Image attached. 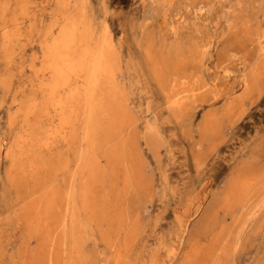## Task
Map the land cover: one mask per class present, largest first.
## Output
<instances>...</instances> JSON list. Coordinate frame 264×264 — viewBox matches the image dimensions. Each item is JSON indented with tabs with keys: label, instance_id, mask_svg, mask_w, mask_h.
I'll use <instances>...</instances> for the list:
<instances>
[{
	"label": "rangeland",
	"instance_id": "obj_1",
	"mask_svg": "<svg viewBox=\"0 0 264 264\" xmlns=\"http://www.w3.org/2000/svg\"><path fill=\"white\" fill-rule=\"evenodd\" d=\"M22 1L0 0V34L3 37H0V264H102V262L103 264H152L155 260L158 261L156 264H190L188 259L193 256V250L198 246L207 250H204L195 264H264V185H262L264 184V177H262L263 183L261 182L260 184L261 188L259 186L261 190L259 188V190L255 189L253 195L251 193L245 203L234 205L232 209H225L224 203L221 202V198H224L226 193L224 192L227 187L226 182L232 178V174H235L234 176L237 178L243 173L244 175H250L252 170V172L254 171L257 174L261 172L260 175L264 176V71L261 73L263 75L260 74L264 70L262 65L264 63V54L256 57L257 49L255 46V40L260 37L262 32L264 33V0H224V2L223 0L222 2L221 0H172L171 4L168 3L171 0ZM29 1H31V4ZM209 4L213 5L210 7ZM4 5L7 6V9ZM225 5H227V8ZM30 9L31 12L29 11ZM19 11L21 12L20 15H18ZM15 12L17 13L15 14ZM172 12L174 13L172 14ZM64 18L82 22L83 32L87 30L90 32L92 43H99L103 38L109 41L111 46L110 54L116 64L114 82L121 94L124 92L121 105L124 114H126V119H129L128 125L124 126V129H118L111 137L103 139L97 148L98 152H95L98 159L97 177L102 179L99 181V178H97L98 181L96 180L97 184L95 183L94 185L96 186L94 190L95 200L93 197L90 203L91 208L88 210L82 209L79 190L82 178L77 176L80 165L77 155L79 156L81 153L79 151H83L85 148L82 140V128H78L79 136L70 143L71 145L57 140L55 146L53 145L48 151L35 147L30 152L26 147L22 150V152H25L23 157L21 156L17 161L15 160V163L9 160L10 155L18 157L17 153L20 151L16 150V145L20 141L21 135L23 136L26 132H29L35 140H41V144L49 129L57 124V120L39 121L38 123L34 122V124L31 117V119L28 118L25 121L27 107H25V110L24 106H28L33 101L40 102L42 106L44 94L39 89V85L46 79L41 66L43 46L57 33L58 27ZM180 19L182 20L180 21ZM194 19L195 22H193ZM12 21L14 22L12 23ZM226 22L227 24H225ZM174 25L177 27L174 28L172 33L170 28ZM244 25H246L245 28ZM8 27L12 29L8 30ZM15 30H18V32ZM28 30L30 31L28 32ZM6 31L10 33V38H12L10 41H7L3 36ZM248 35H252L253 38ZM249 38L251 39L249 40ZM207 44L211 46L209 47ZM21 49L23 52H21ZM5 52L6 54H4ZM203 54L205 55L203 56ZM3 55L4 58H1ZM155 58L160 59L154 60ZM254 59L257 61L259 59L263 60L261 65L259 64L260 60L258 61L257 70L251 77L253 81L249 78L250 80L248 79L245 82L242 72L248 74L251 64L255 61ZM7 61L9 62L7 63ZM160 63L163 64L161 65ZM134 64L136 66L133 67ZM188 66L189 69L187 70L186 67ZM225 66L231 69L227 77L223 76L222 72V67ZM5 68H8L7 71ZM174 70H177L178 72L176 71V73L179 75L175 74ZM240 70L243 71L240 72ZM167 71H170V74ZM236 71L238 72L236 73ZM14 73L19 75H12ZM184 73L187 74L188 78L184 76ZM167 74L169 77H167ZM162 77L164 78L162 79ZM154 79L157 81L155 82ZM176 79L177 81H175ZM248 82H250V86ZM167 83H169L168 86L165 85ZM208 84L210 85L209 87ZM177 85L178 87H176ZM216 87L217 89H215ZM25 88L29 91L24 90ZM166 88L170 90L167 91ZM242 91L246 93L243 94ZM209 92L211 93L208 94ZM235 92H238V94ZM227 94L230 95L228 96ZM24 95H29L30 98ZM204 97L206 98L205 102ZM198 99L201 101L200 103ZM26 100L30 102L27 103ZM233 101L239 105L236 104L237 106H235ZM187 105L189 106L187 107ZM228 109L229 111L232 110L229 112L227 111ZM210 114L215 115L212 118ZM12 115L15 116L14 119ZM29 120L32 122L31 126ZM16 135L19 138H15ZM115 143H123V154H121L120 159L115 158V160L119 159V162L115 161V168H112L107 163L106 153L112 150V147L116 145ZM107 148L108 150H106ZM7 149L8 151H6ZM26 154L27 156H25ZM49 155H54V157H49ZM24 157L26 158L24 159ZM119 163L120 165L118 166ZM10 165L14 167H10ZM54 165H57L56 168ZM47 167L50 168L48 169ZM62 169L64 174L61 173ZM14 170L15 173H13ZM65 170L69 171H66V173ZM248 171L249 173H247ZM127 174L129 175V181L124 179ZM101 184L104 185L102 186ZM55 187L56 190H54ZM52 190L56 192V200L44 214L41 213V216L35 209V205L39 198L44 197V194H48ZM99 193L101 199L98 195ZM20 196L23 197L21 198ZM72 202L75 203L74 207ZM61 203L63 207L59 205ZM220 203L223 206H219ZM239 207L241 209H238ZM206 208L209 209L206 210ZM73 210H76L75 222L71 219ZM22 212L25 213L23 214ZM240 212L243 213L241 214ZM211 213H215V216ZM246 214L247 217H245ZM64 215H66V221L62 225L60 222L62 218L60 217ZM241 215H243L242 219ZM247 218L248 220H245ZM41 223L43 226L40 225ZM38 226L40 227L36 228ZM94 227L96 228L94 229ZM240 227L242 232L239 230ZM35 229L40 231V233H35L37 236L39 235L38 237H35L33 233L35 231L38 232ZM227 233V237L230 234L228 239L226 237ZM50 235H52L51 238ZM236 236L238 237L237 239ZM46 246L49 248H46ZM172 247L173 249L179 247L177 249L179 253L175 258L171 256L169 251L168 253L166 251L167 249L171 251ZM118 248L123 249H120V252L122 251L121 253L124 254L123 256L121 254L119 256ZM29 251L31 253H28ZM40 252L41 254H39ZM223 253L226 254L224 255ZM117 254L118 256H116ZM43 256L46 260L43 259ZM187 256L189 257L188 259L186 258ZM202 257L203 260L201 261ZM114 259L115 261H113ZM45 261L47 262L45 263Z\"/></svg>",
	"mask_w": 264,
	"mask_h": 264
},
{
	"label": "bare ground",
	"instance_id": "obj_2",
	"mask_svg": "<svg viewBox=\"0 0 264 264\" xmlns=\"http://www.w3.org/2000/svg\"><path fill=\"white\" fill-rule=\"evenodd\" d=\"M18 1V0H17ZM20 1V0H19ZM24 1V0H23ZM22 1V2H23ZM148 1V0H147ZM179 1V0H178ZM181 1V0H180ZM191 1V0H190ZM211 1V0H210ZM220 1V0H219ZM30 2V4H31V1H29ZM89 2V1H88ZM167 2V1H166ZM171 2H172V0L170 1V2H168V3H170L171 4ZM183 2V1H182ZM221 2H222V0H221ZM223 2H224V0H223ZM230 2V1H229ZM167 3V4H168ZM176 3V2H175ZM212 3V2H211ZM213 3H214V1H213ZM257 3V2H256ZM3 4V3H2ZM16 4V3H15ZM19 4V3H18ZM36 4V3H35ZM46 4V3H45ZM184 4V3H183ZM206 4H208V3H206ZM226 4V3H225ZM263 4V3H262ZM41 5H42V3H41ZM144 5V4H143ZM162 5V4H161ZM186 5V4H185ZM190 5V4H189ZM195 5V4H194ZM210 5V4H209ZM213 4H211L210 5V7L212 6ZM221 5V4H220ZM1 6V5H0ZM7 6H8V4H7ZM7 6H5L4 5V7H6V9H7ZM18 6V5H17ZM34 6V5H33ZM145 6V5H144ZM175 6V5H174ZM202 6V5H201ZM206 6V5H205ZM226 6V8H227V5H225ZM13 7V6H12ZM31 7V6H30ZM41 7V6H40ZM94 7V6H93ZM170 7V6H169ZM206 7H208V6H206ZM230 7V6H229ZM1 8V7H0ZM14 8H15V5H14ZM32 9H33V7H31ZM38 8V7H37ZM188 8V7H187ZM5 9V10H6ZM12 9V8H11ZM26 9V8H25ZM51 9V8H50ZM87 9V8H86ZM150 9V8H149ZM194 9H196V8H194ZM193 9V10H194ZM199 9V8H198ZM209 9V8H208ZM213 9V8H212ZM211 9V10H212ZM214 9H215V6H214ZM224 9H225V7H224ZM2 10V9H1ZM13 10V9H12ZM17 10V9H16ZM19 10V9H18ZM21 10V9H20ZM37 10V9H36ZM96 10V9H95ZM166 10V9H165ZM181 10V9H180ZM197 10V9H196ZM210 10V9H209ZM216 10V9H215ZM14 11V10H13ZM30 12H31V9L29 10ZM49 11V10H48ZM93 11V10H92ZM164 11V10H163ZM162 11V12H163ZM177 11V10H176ZM183 11V10H182ZM214 11V10H213ZM217 11V10H216ZM9 12V11H8ZM169 12V11H168ZM193 12V11H192ZM212 12V11H211ZM226 12H227V10H226ZM17 12H15V14H16ZM20 11H19V14L18 15H20ZM29 13V12H28ZM51 13V12H50ZM94 13V12H93ZM153 13V12H152ZM174 12H172V14H173ZM183 13H184V11H183ZM194 13V12H193ZM205 13V12H204ZM35 14H36V12H35ZM34 14V15H35ZM43 14V13H42ZM42 14H41V16H42ZM52 14H53V11H52ZM56 14V13H55ZM162 14V13H161ZM195 15H196V13H194ZM208 14H210V13H208ZM207 14V15H208ZM216 14V13H215ZM259 14V13H258ZM4 15V14H3ZM3 15H2V17H3ZM14 15V14H13ZM22 15V14H21ZM160 15V14H159ZM163 15V14H162ZM185 15H186V13H185ZM203 15V14H202ZM235 15V14H234ZM31 16H32V14H31ZM38 16V15H37ZM94 16V15H93ZM151 16V15H150ZM182 16H183V14H182ZM188 16V15H187ZM191 16H192V14H191ZM198 16V15H197ZM197 16H196V18H197ZM212 16V15H211ZM1 17V18H2ZM6 17V16H5ZM171 17V16H170ZM186 17V16H185ZM194 17V16H193ZM201 17V16H200ZM210 17V16H209ZM216 17V16H215ZM220 17V16H219ZM233 17H235V16H233ZM244 17V16H243ZM261 17V16H260ZM21 18V17H20ZM19 18V19H20ZM96 18V17H95ZM158 18V17H157ZM160 18V17H159ZM168 18V17H167ZM181 18V17H180ZM206 18V17H205ZM242 18V17H241ZM8 19V18H7ZM6 19V20H7ZM12 19H13V17H12ZM12 19H10V20H12ZM35 19H36V16H35ZM55 19V18H54ZM152 19L154 20V18L152 17ZM182 19H183V17H182ZM182 19H180V21L182 20ZM187 19V18H186ZM185 19V20H186ZM209 19V18H208ZM221 19H223V18H221ZM225 19V18H224ZM262 19V18H261ZM39 20V19H38ZM106 20V19H105ZM161 20V19H160ZM164 20V19H163ZM179 20V19H178ZM198 20H199V18H198ZM216 20V19H215ZM256 20H257V17H256ZM36 21V20H35ZM40 21V20H39ZM53 21V20H52ZM147 21V20H146ZM150 21V20H149ZM156 21V20H155ZM158 21V20H157ZM167 21V20H166ZM187 21V20H186ZM203 21V20H202ZM218 21V20H217ZM254 21H255V19H254ZM259 21V20H258ZM8 22H9V20H8ZM14 21H12V23H13ZM32 22H34V21H32ZM41 22V21H40ZM159 22V21H158ZM165 22V21H164ZM193 22H195V19H194V21ZM198 22V21H197ZM201 22V21H200ZM210 22V21H209ZM215 22V21H214ZM219 22V21H218ZM231 22V21H230ZM235 22V21H234ZM256 22V21H255ZM6 23V22H5ZM11 23V22H10ZM24 23V22H23ZM172 23V22H171ZM223 23V22H222ZM239 23V22H238ZM252 23V22H251ZM254 23V22H253ZM16 24V23H15ZM14 24V25H15ZM26 24V23H25ZM24 24V25H25ZM160 24H161V22H160ZM186 24V23H185ZM224 24V23H223ZM225 24H227V22L225 23ZM11 25V24H10ZM13 25V26H14ZM110 25V24H109ZM163 25V24H162ZM194 25V24H193ZM210 25H211V23H210ZM218 25V24H217ZM2 26V25H1ZM30 26V25H29ZM33 26V25H32ZM38 26V25H37ZM49 26V25H48ZM155 26V25H154ZM195 26H196V24H195ZM208 26V25H207ZM230 26V25H229ZM245 26L246 25H244V28H245ZM253 26V25H252ZM256 26V25H255ZM258 26H259V22H258ZM15 27H16V25H15ZM21 27V26H20ZM35 27V26H34ZM99 27H100V25H99ZM175 27H177L176 25H174V26H171V28H170V32H172L173 33V31H174V28ZM189 27V26H188ZM205 27V26H204ZM250 27V26H249ZM1 28V27H0ZM22 28V27H21ZM28 28V27H27ZM41 28V27H40ZM109 28V27H108ZM191 28V27H190ZM210 28V27H209ZM219 28H221V27H219ZM218 28V29H219ZM255 28V27H254ZM261 28H263V27H261ZM5 29V28H4ZM10 29H12V28H10ZM9 29V27H8V30H10ZM112 29V28H111ZM149 29V28H148ZM256 29V28H255ZM6 30V29H5ZM49 30V29H48ZM196 30V29H195ZM213 30V29H212ZM217 30V29H216ZM215 30V31H216ZM220 30V29H219ZM226 30V29H225ZM263 30V29H262ZM262 30H261V32H262ZM15 31H17L18 32V30H15ZM30 30H28V32H29ZM112 31V30H111ZM252 31H253V27H252ZM33 32V31H32ZM37 32H39V31H37ZM177 32V31H176ZM258 32V31H257ZM22 33V32H21ZM41 33V32H40ZM159 34H160V32H158ZM158 33H157V35H158ZM165 33V32H164ZM180 33V32H179ZM178 33V34H179ZM217 33H218V31H217ZM221 33H223V32H221ZM243 33V32H242ZM248 33V32H247ZM253 33V32H252ZM10 33L8 32V31H6L5 33H4V38L7 40V41H10V39H12V38H10V35H9ZM16 34V33H15ZM26 34V33H25ZM37 34V33H36ZM167 34V33H166ZM170 34V33H169ZM21 35V34H20ZM222 35V34H221ZM39 36V35H38ZM159 36V35H158ZM162 36V35H161ZM223 36H225V35H223ZM249 36V35H248ZM252 36V35H251ZM251 36H249V37H251ZM255 36H256V33H255ZM258 36V35H257ZM0 37H2L1 36V34H0ZM20 37V36H19ZM166 37V36H165ZM222 37V36H221ZM3 38V37H2ZM21 38V37H20ZM167 38V37H166ZM252 38H253V36H252ZM255 38V37H254ZM17 39V38H16ZM112 39H114V38H112ZM201 39V38H200ZM218 39V38H217ZM251 38H249V40H250ZM256 39V38H255ZM4 40V39H3ZM14 40V39H13ZM25 40V39H24ZM29 40V39H28ZM32 40V39H31ZM37 40H39V39H37ZM121 40V39H120ZM157 40H159V39H157ZM198 40V39H197ZM253 40V39H252ZM17 41V40H16ZM187 41V40H186ZM214 41H216V40H214ZM256 42H255V46H256V49H257V53H256V57H258L260 54H264V33L262 32V34L260 35V37L257 39V40H255ZM6 42V41H5ZM114 42V41H113ZM159 42V41H158ZM202 42V41H201ZM209 42V41H208ZM212 42V41H211ZM253 42V41H252ZM25 43V42H24ZM31 43V42H30ZM30 43H28L29 45H30ZM92 37H91V34H90V32L87 30V31H85V32H83V24H82V22L80 23L78 20H75V19H66V18H64V20H63V22L61 23V25L58 27V31H57V33L54 35V36H52L50 39H49V41L43 46V55H42V58H41V66H42V72H43V75L44 76H46V79L39 85V89L43 92V103H42V106L40 105V102L39 103H37V101L35 102V101H33V102H30L31 101V99H30V101H27V103H29L28 104V106L27 105H25L24 106V108L25 107H27V110H26V108H25V110H26V112H25V121H26V119H28V118H32V121H33V123L35 122V123H38L39 121H45V120H57L56 122H57V124L54 126L53 125V128H50L49 129V131L47 132V134H46V137H43L44 139H43V141L41 142V144H40V141L41 140H35V138H33L32 137V135H31V133H29V132H26L23 136L21 135V137H20V141L18 142V144L16 145L17 146V148H16V150L18 149V151H20L19 153H17L18 154V157L16 158L15 156L13 157V156H11L10 154H8V155H10L9 156V160H11V162L12 163H15V160L17 161V159H19V158H21V156L23 157V153H25V152H22V150L23 149H25L26 147L28 148V150L31 152V150H34L35 149V147L36 148H40V149H44V150H47L48 151V149H50L53 145L55 146V143H56V141L57 140H61V141H63V142H65V143H67V144H70V143H72L78 136H79V133H78V128L80 129V128H82V140H83V142H84V145H85V148H84V150H85V152L83 153V151H79V152H81L80 154H79V156L77 155V157H78V162H80V165H79V170H78V173H77V176L78 177H80V178H82V184H81V187H80V193H81V202H82V209L83 210H88V209H90L91 208V205H90V203H91V200L93 199V197H94V195H95V187L96 186H94L95 185V183H96V180L98 181V179L97 178H99V177H97L98 176V174H97V165H98V159H97V157H96V155H95V152L97 151V148L99 147V144L102 142V140L103 139H106V138H108V137H111L114 133H115V131L116 130H118V129H122L124 126H126V125H128V121H129V119L127 120L126 119V114H124V110H123V108H122V103H123V99H122V94L124 93V92H122V94H121V92L119 91V89H118V87L116 86V84H115V82H114V69H115V66H116V64H115V60H113L112 59V57H111V54H110V48H111V46H110V43H109V41L106 39V38H103V39H101V41L99 42V43H92ZM205 43V42H204ZM216 43V42H215ZM218 43V42H217ZM7 44V43H6ZM27 44V45H28ZM156 44H157V42H156ZM165 44V43H164ZM179 44V43H178ZM188 44V43H187ZM209 44V43H208ZM207 44V45H208ZM254 44V43H253ZM24 45V44H23ZM158 45V44H157ZM197 45V44H196ZM2 46V45H1ZM14 46V45H13ZM13 46H12V48H13ZM31 46V45H30ZM160 46V45H159ZM177 46V45H176ZM180 46V45H179ZM183 46V45H182ZM209 46V45H208ZM211 46V45H210ZM209 46V47H210ZM5 47H6V45H5ZM22 47V46H21ZM27 47V46H26ZM214 47V46H213ZM4 48V47H3ZM12 48H11V50H12ZM146 48V47H145ZM149 48H150V45H149ZM159 48V47H158ZM182 48V47H181ZM180 48V49H181ZM5 49V48H4ZM147 49V48H146ZM167 49V48H166ZM215 49V48H214ZM24 50V49H23ZM143 50H145V49H143ZM148 50V49H147ZM158 50V49H157ZM194 50H196V49H194ZM193 50V51H194ZM10 51V50H9ZM16 51H17V49H16ZM114 51V50H113ZM115 51H116V49H115ZM167 51V50H166ZM168 51H169V49H168ZM183 51H185V50H183ZM196 51H198V50H196ZM202 51H203V49H202ZM205 51V50H204ZM21 52H23L22 51V49H21ZM38 52V51H37ZM149 52V51H148ZM200 52V51H199ZM211 52V51H210ZM213 52H214V50H213ZM11 53V52H10ZM146 53V52H145ZM155 53H156V51H155ZM203 53V52H202ZM209 53V52H208ZM4 54H6V52L4 53ZM32 54V53H31ZM124 54V53H123ZM150 54V53H149ZM165 54V53H164ZM187 54V53H186ZM190 54V53H189ZM192 54V53H191ZM196 54V53H195ZM10 55V54H9ZM26 55H27V53H26ZM33 55V54H32ZM122 55V54H121ZM151 55V54H150ZM166 55H168V54H166ZM193 55V54H192ZM200 55V54H199ZM205 54H203V56H204ZM15 56H17V55H15ZM25 56V55H24ZM28 56V55H27ZM154 56V55H153ZM209 56V55H208ZM34 57V56H33ZM36 57H37V55H36ZM151 57V56H150ZM155 57V56H154ZM158 57V56H157ZM168 57H169V55H168ZM175 57V56H174ZM184 57V56H183ZM233 57V56H232ZM242 57V56H241ZM1 58H4V55H3V57H1ZM9 58V57H8ZM131 58V57H130ZM187 58H188V54H187ZM186 58V59H187ZM203 58V57H202ZM206 58V57H205ZM263 58H264V55H263ZM24 59V58H23ZM122 59V58H121ZM158 60L160 59V58H157ZM156 58L154 59V60H157ZM182 59V58H181ZM245 59V58H244ZM1 60V59H0ZM5 60V59H4ZM179 60V59H178ZM190 60V59H189ZM205 60V59H204ZM208 60V59H207ZM246 60V59H245ZM255 60V59H254ZM260 60V59H259ZM258 60V61H259ZM263 60V59H262ZM262 60H260V63L257 61V60H255L251 65V67H250V69H249V71H248V69H246V71H248V74H246L245 72H242V77H244L245 79V82L246 81H248V79L250 78L251 79V77H253V75L255 74V72H256V70H257V66L260 64L261 65V61ZM23 61V60H22ZM129 61V60H128ZM132 61V60H131ZM150 61V60H149ZM211 61V60H210ZM9 61H7V63H8ZM28 62V61H27ZM35 62V61H34ZM133 62V61H132ZM176 62V61H175ZM180 62V61H179ZM5 63H6V61H5ZM124 63V62H123ZM136 63V62H135ZM170 64H172L171 62H169ZM196 63V62H195ZM210 63V62H209ZM251 63V62H250ZM249 63V64H250ZM259 63V64H258ZM263 63V62H262ZM145 64V63H144ZM157 64V63H156ZM161 64V63H160ZM163 64V63H162ZM161 64V65H162ZM192 64V63H191ZM190 64V65H191ZM223 64V63H222ZM241 64V63H240ZM239 64V65H240ZM20 65H22V64H20ZM26 65V64H25ZM35 65V64H34ZM33 65V66H34ZM122 65V64H121ZM141 65V64H140ZM153 66H154V64H152ZM151 65V66H152ZM186 65H187V63H186ZM193 65V64H192ZM263 65V67H264V63L262 64ZM134 66H136L135 64L133 65V67ZM139 66V65H138ZM149 66V65H148ZM184 66V65H183ZM209 66H210V64H209ZM241 66H242V64H241ZM245 66V65H244ZM2 67V66H1ZM3 67H4V65H3ZM21 67H24V66H21ZM28 67V66H27ZM31 67V66H30ZM163 67L165 68L166 66H164L163 65ZM191 68H192V66H190ZM211 67V66H210ZM216 67V66H215ZM238 67V66H237ZM262 67V66H261ZM262 67V68H263ZM18 68H20V67H18ZM149 68V67H148ZM173 68V67H172ZM178 68H180V67H178ZM187 68V70L189 69V66L188 67H186ZM196 68V67H195ZM212 68V67H211ZM235 68V67H234ZM239 68V67H238ZM248 68V67H247ZM259 68V67H258ZM6 69V68H5ZM8 69V68H7ZM7 69H6V71H7ZM10 69H12V68H10ZM25 69H27V68H25ZM36 69V68H35ZM158 69V68H157ZM156 69V70H157ZM165 69H167V67L165 68ZM205 69V68H204ZM213 69V68H212ZM237 69V68H236ZM261 69V68H260ZM145 70V69H144ZM169 70V69H168ZM173 70V69H172ZM180 70H182V69H180ZM187 70H185V71H187ZM193 70V69H192ZM203 70V69H202ZM211 70V69H210ZM21 71V70H20ZM27 71H28V69H27ZM141 71V70H140ZM152 71V70H151ZM150 71V72H151ZM160 71V70H159ZM175 71V70H174ZM177 71V70H176ZM176 71H175V74H177L176 73ZM195 71V70H194ZM198 71V70H197ZM241 71H243V70H240V72ZM245 71V70H244ZM264 70H262L261 72H260V74L263 72ZM31 72V71H30ZM30 72H29V74H30ZM146 72V71H145ZM144 72V73H145ZM167 72H169V74H170V71H167ZM178 72V71H177ZM183 72V71H182ZM212 72V71H211ZM222 72H223V76H225V77H227L228 75H229V73L231 72V69L230 68H228V67H222ZM235 72V71H234ZM238 71H236V73H237ZM4 73H6V72H4ZM17 73V72H16ZM16 73H14V74H12V75H15ZM149 73V72H148ZM188 73V72H187ZM233 73V72H232ZM257 73H258V71H257ZM256 73V74H257ZM2 74V73H1ZM35 74V73H34ZM151 74V73H150ZM161 75H162V73H160ZM173 74H174V72H173ZM182 74V73H181ZM185 74V73H184ZM192 74V73H191ZM264 74V73H263ZM263 74H261V75H263ZM19 75V74H18ZM17 74H16V76H18ZM140 75V74H139ZM154 75V74H153ZM168 75V74H167ZM177 75H179V74H177ZM187 74H185L184 76H186ZM211 75V74H210ZM1 76V75H0ZM31 76V75H30ZM33 76V75H32ZM38 76V75H37ZM150 76V75H149ZM157 76V75H156ZM163 76H164V74H163ZM176 76V75H175ZM209 76V75H208ZM215 76V75H214ZM232 76V75H231ZM13 77V76H12ZM11 77V78H12ZM141 77V76H140ZM159 77V76H158ZM157 77V78H158ZM167 77H169V75L167 76ZM187 77V76H186ZM191 77V76H190ZM189 77V78H190ZM218 77V76H217ZM9 78V77H8ZM17 78V77H16ZM29 79H30V77H28ZM32 78V77H31ZM34 78V77H33ZM36 78V77H35ZM134 78V77H133ZM164 77H162V79H163ZM171 78V77H170ZM188 78V77H187ZM193 78H194V76H193ZM204 78V77H203ZM240 78V77H239ZM17 79H19V78H17ZM149 79V78H148ZM151 79H153V78H151ZM150 79V80H151ZM201 79V78H200ZM207 79V78H206ZM249 79V80H250ZM14 80V79H13ZM34 80V79H33ZM38 80V79H37ZM135 80V79H134ZM143 80V79H142ZM155 80V79H154ZM171 80V79H170ZM186 80H188V79H186ZM194 80V79H193ZM198 80H199V78H198ZM252 80V79H251ZM153 81V80H152ZM157 80H155V82H156ZM159 81V80H158ZM175 81H177V79L175 80ZM182 81V80H181ZM185 81V80H184ZM189 81V80H188ZM201 81V80H200ZM216 81V80H215ZM241 81V80H240ZM253 81V80H252ZM3 82V81H2ZM10 82V81H9ZM123 82V81H122ZM172 82V81H171ZM197 82V81H196ZM210 82V81H209ZM244 82V81H243ZM261 82H263V81H261ZM36 83V82H35ZM148 83V82H147ZM159 83V82H158ZM158 83H157V85H158ZM165 83V82H164ZM184 83V82H183ZM236 83V82H235ZM239 83V82H238ZM5 84H6V81H5ZM10 84V83H9ZM186 84V83H185ZM205 84V83H204ZM214 84V83H213ZM247 84V83H246ZM250 84V82H248V85ZM7 85V84H6ZM27 85H28V83H27ZM162 85V84H161ZM165 85H169V83H167V84H165ZM172 85V84H171ZM192 85V84H191ZM190 85V86H191ZM212 85V84H211ZM216 85V84H215ZM248 85H246V87L248 86ZM3 86V85H2ZM14 86V85H13ZM197 86H198V84H197ZM200 86V85H199ZM206 86V85H205ZM210 85L208 84V87H209ZM222 86V85H221ZM236 86V85H235ZM250 86V85H249ZM249 86H248V88H249ZM12 87V86H11ZM120 87V86H119ZM122 87H124V86H122ZM170 87V86H169ZM176 87H178V85L176 86ZM245 87V86H244ZM244 87H242V88H244ZM15 88V87H14ZM13 88V89H14ZM35 88V87H34ZM144 88V87H143ZM171 88H173V87H171ZM187 88H190V87H187ZM192 88V87H191ZM203 88H205V87H203ZM207 88V87H206ZM205 88V89H206ZM238 88V87H237ZM248 88H246V89H248ZM28 89H30L29 87H28ZM28 89H24V90H28ZM122 89V88H121ZM163 89H164V87H163ZM162 89V90H163ZM198 89V88H197ZM200 89V88H199ZM215 89H217V87L215 88ZM229 89V88H228ZM165 90V89H164ZM166 90H167V88H166ZM168 90H170V89H168ZM167 90V91H168ZM175 90H177V89H175ZM238 90V89H237ZM240 90V89H239ZM252 90V89H251ZM18 91V90H17ZM29 91V90H28ZM32 91H33V88H32ZM124 91V90H123ZM167 91H165L166 93H167ZM180 91H181V89H180ZM189 91H192V90H189ZM196 91V90H195ZM201 91V90H200ZM200 91H199V93H200ZM221 91V90H220ZM233 91H234V89H233ZM243 91H245V90H243ZM242 91V92H243ZM249 91V90H248ZM21 92V91H20ZM36 92H37V90H36ZM198 92V91H197ZM203 92H205L204 90H203ZM212 92V91H211ZM211 92H209L208 94H210ZM232 92V91H231ZM22 93V92H21ZM28 93V92H27ZM31 93V92H30ZM188 93V92H187ZM190 93V92H189ZM194 93V92H193ZM206 93V92H205ZM225 93V92H224ZM235 93H237L238 94V92H235ZM241 93V92H240ZM244 93H246V92H243V94ZM34 94V93H33ZM196 94V93H195ZM204 94V93H203ZM213 94V93H212ZM233 94V93H232ZM231 94V95H232ZM242 94V93H241ZM249 94V93H248ZM248 94H246V96H248ZM166 95V94H165ZM193 95V94H192ZM192 95H190V96H192ZM199 95V94H198ZM201 95H202V92H201ZM217 95H218V93H217ZM228 96L230 95V94H227ZM25 96V95H24ZM31 96V95H30ZM35 96V95H34ZM173 96H175V95H173ZM204 96V95H203ZM11 97H12V95H11ZM25 97H29V95L28 96H25ZM33 97V96H32ZM189 97V96H188ZM206 97V96H205ZM204 97V102H205V100H206V98ZM214 97V96H213ZM221 97V96H220ZM241 97H242V95H241ZM241 97H239V98H241ZM21 98V97H20ZM30 98V97H29ZM41 98V97H40ZM174 98V97H173ZM177 98V97H176ZM196 98H197V96H196ZM196 98H195V100H196ZM200 98V97H199ZM217 98H218V96H217ZM236 98V97H235ZM246 98V97H245ZM37 99H38V97H37ZM192 99V98H191ZM231 99V98H230ZM230 99H228V100H230ZM19 100V99H18ZM39 100V99H38ZM171 100V99H170ZM169 100V101H170ZM188 100V99H187ZM186 100V101H187ZM25 101V102H26ZM148 101H150V100H148ZM182 101H184V100H182ZM181 101V102H182ZM185 101V102H186ZM198 101H199V99H198ZM212 101V100H211ZM216 101V100H215ZM239 101V100H238ZM19 102V101H18ZM17 102V103H18ZM180 102V101H179ZM201 101H199V103H200ZM207 102V101H206ZM214 102V101H213ZM184 103V102H183ZM192 103V102H191ZM198 103V104H199ZM226 103V102H225ZM233 103H235V106H237V105H239V104H237L236 102H234L233 101ZM232 103V104H233ZM19 104V103H18ZM180 104V103H179ZM182 104V103H181ZM187 104V103H186ZM185 104V105H186ZM196 104V103H195ZM194 104V105H195ZM209 104V103H208ZM216 104H217V102H216ZM237 104V105H236ZM190 105V104H189ZM189 105H187V107L189 106ZM204 105V104H203ZM13 106V105H12ZM127 106V105H126ZM176 106V105H175ZM182 106H183V104H182ZM184 107H186V106H184ZM196 107V106H195ZM239 107V106H238ZM238 107H236V108H238ZM21 108V107H20ZM177 108V107H176ZM197 108V107H196ZM235 108V107H234ZM22 109V108H21ZM127 109V108H126ZM130 109V108H129ZM178 109H179V107H178ZM180 109H181V106H180ZM233 109V108H232ZM231 109V110H232ZM220 110V109H219ZM230 110V111H231ZM18 111H20V110H18ZM131 111V110H130ZM186 111V110H185ZM224 111H226L225 109H224ZM227 111H229V109L227 110ZM229 111V112H230ZM23 112V111H22ZM128 112V111H127ZM170 112H172V111H170ZM183 112V111H182ZM210 112V111H209ZM234 112V111H233ZM21 113V112H20ZM126 113V112H125ZM129 113V112H128ZM127 113V114H128ZM133 113V112H132ZM208 113V112H207ZM213 113H215L214 111H213ZM222 113H224V112H222ZM11 114V113H10ZM184 114V113H183ZM182 114V115H183ZM24 115V114H23ZM213 115H215V114H210V117H212ZM221 115V114H220ZM9 116V115H8ZM21 116V115H20ZM129 116V115H128ZM130 116H131V112H130ZM206 116H208V115H206ZM217 116V115H216ZM12 117H13V119H14V117L15 116H13L12 115ZM175 117H176V115H175ZM209 117V116H208ZM214 117V116H213ZM212 117V118H213ZM19 118H21V117H19ZM30 118V119H31ZM133 118V117H132ZM131 118V119H132ZM204 118H206V117H204ZM23 119V118H22ZM209 119V118H208ZM207 119V120H208ZM12 120V119H11ZM30 121V120H29ZM206 121V120H205ZM8 122V121H7ZM11 122H13V121H11ZM49 122H51V121H49ZM48 122V123H49ZM223 122V121H222ZM25 123H27V122H25ZM24 123V124H25ZM31 121H30V126H31ZM34 123V124H35ZM45 123H47V122H45ZM203 123H204V121H203ZM208 123V122H207ZM44 124V123H43ZM51 124V123H50ZM133 124H134V122H133ZM133 124H131V125H133ZM206 124V123H205ZM12 125H14V124H12ZM19 126V125H18ZM22 126V125H21ZM36 126V125H35ZM41 127V126H40ZM39 127V128H40ZM128 127V126H127ZM148 127V126H147ZM9 128V127H8ZM31 128V127H30ZM126 128V127H125ZM22 129V128H21ZM41 129V128H40ZM42 129H43V126H42ZM124 129V128H123ZM22 131V130H21ZM38 131V130H37ZM36 131V132H37ZM128 131V130H127ZM133 131V130H132ZM147 131H148V129H147ZM151 132H153L152 130H150ZM23 132V131H22ZM44 132V131H43ZM46 132V131H45ZM16 133V132H15ZM19 133V132H18ZM39 133H40V131H39ZM149 134H150V132H149ZM152 134H154V133H152ZM118 135V134H117ZM159 136V135H158ZM2 137H4V136H2ZM16 137H18L17 135L15 136V138ZM42 137V136H41ZM19 138V137H18ZM37 138V137H36ZM123 138H124V136H123ZM122 140V139H121ZM80 142H82V141H80ZM1 143V142H0ZM114 143V142H113ZM126 143V142H125ZM128 143H131V142H128ZM133 143V142H132ZM39 144H40V146H39ZM116 144V143H115ZM71 145V144H70ZM122 145H123V143H117L116 145H114L113 147H112V150H109V152H107L106 153V158H107V163L110 165V166H112V168H115V166H114V162L115 161H117V162H119L118 160L120 159V156H121V154H123V149H122ZM12 146V145H11ZM128 146H129V144H128ZM130 146H132V145H130ZM61 147V146H60ZM9 148V147H8ZM15 148V147H14ZM209 148V147H208ZM13 149V148H12ZM11 149V150H12ZM59 149V148H58ZM57 149V150H58ZM122 149V150H121ZM10 150V151H11ZM14 150V149H13ZM63 150V149H62ZM81 150V149H80ZM100 150V149H99ZM106 150H108V148L106 149ZM6 151H8V149L6 150ZM36 151H38V150H36ZM43 151V150H42ZM55 151V150H54ZM53 151V153H55ZM40 152V151H39ZM46 152V151H45ZM44 152V153H45ZM62 152H64V151H62ZM61 152V153H62ZM98 152V151H97ZM104 152V151H103ZM7 153V152H6ZM8 153H10V152H8ZM12 153V152H11ZM14 153H16V152H14ZM37 153V152H36ZM43 153V152H42ZM43 153V154H44ZM49 153V152H48ZM83 153V154H82ZM5 154V153H4ZM28 154V153H27ZM27 154L25 155V156H27ZM46 154V153H45ZM51 154H52V152H51ZM56 154V153H55ZM54 154V155H55ZM68 154V153H67ZM7 155V154H6ZM38 155V154H37ZM41 155V154H40ZM54 155L52 156V157H54ZM61 155V154H60ZM32 156V155H31ZM30 156V157H31ZM45 156H47V155H45ZM50 155H49V157H51ZM29 157V158H30ZM35 157H36V155H35ZM34 157V158H35ZM43 157H44V155H43ZM6 158V157H5ZM26 157H24V159H25ZM42 158V157H41ZM45 159H46V157H44ZM47 158H48V156H47ZM61 158V157H60ZM62 158H63V155H62ZM102 158H103V156H102ZM115 158H119L118 160L116 159L115 160ZM132 158V157H131ZM45 159H44V162H45ZM48 159H50V158H48ZM76 159V158H75ZM101 159V158H100ZM99 159V160H100ZM53 160V159H52ZM33 161V160H32ZM50 161H51V159H50ZM54 161H55V158H54ZM59 161H60V159H59ZM82 161V162H81ZM25 162V161H24ZM20 163V162H19ZM38 163H39V161H38ZM75 163V162H74ZM9 164H10V161H9ZM8 164V165H9ZM46 164V163H45ZM44 164V165H45ZM63 164V163H62ZM46 165H48V164H46ZM50 165V164H49ZM59 165V164H58ZM72 165H73V163H72ZM120 165V163L118 164V166ZM11 166H13V165H10V167ZM23 166V165H22ZM55 166V168H56V166L57 165H54ZM67 166V165H66ZM66 166H65V168H66ZM69 166V165H68ZM114 166V167H113ZM9 167V166H8ZM9 167V168H10ZM14 167V166H13ZM19 167V166H18ZM46 167V166H45ZM51 167V166H50ZM50 167H47L48 169L50 168ZM264 167V166H263ZM30 168H31V166H30ZM36 168V167H35ZM69 168V167H68ZM67 168V169H68ZM244 168V167H243ZM22 169V168H21ZM43 169V168H42ZM54 169V168H53ZM10 170V169H9ZM8 170V171H9ZM12 170H13V168H12ZM39 170V169H38ZM47 170V169H46ZM51 170H52V168H51ZM61 170V169H60ZM258 170H259V168H258ZM7 171V172H8ZM19 171V170H18ZM36 171V170H35ZM48 171V170H47ZM58 171H59V169H58ZM66 171H69V170H65V172ZM241 171V170H240ZM256 171V170H255ZM264 171V170H263ZM11 172V171H10ZM9 172V173H10ZM17 172V171H16ZM39 172H40V170H39ZM50 172V171H49ZM48 172V173H49ZM56 172V171H55ZM54 172V173H55ZM64 172V170L62 169V172L61 173H63ZM108 172V171H107ZM122 172V171H121ZM236 172V171H235ZM234 172V173H235ZM251 173H250V175H244V173L242 174V175H240V177H237V178H235L236 176H234L235 174H232L233 176H232V178L230 179V180H228L227 182H226V190L224 191V192H226L225 193V196H224V198H221V202H223L224 204V206L226 207L225 209H232V207L234 206V205H241V203L243 204V203H245V201H246V199L248 198V196L251 194V195H253V191L255 190V189H258L259 188V186H260V188H261V182H262V180L264 179H262V177H264V176H262V175H260V173L259 174H257V173H254V171L252 172V170L250 171ZM13 173H15V170H14V172ZM27 173V172H26ZM36 173H38V172H36ZM46 173V172H45ZM58 173V172H57ZM67 173V172H66ZM65 173V174H66ZM247 173H249V171L247 172ZM264 173V172H263ZM35 174V173H34ZM50 174V173H49ZM64 174V173H63ZM104 174V173H103ZM32 175H33V172H32ZM39 175V174H38ZM44 175V174H43ZM48 175V174H47ZM55 175H56V173H55ZM75 175V174H74ZM73 175V176H74ZM119 175H121V174H119ZM124 175V174H123ZM264 175V174H263ZM36 176V175H35ZM51 176V175H50ZM57 176V175H56ZM128 174L127 175H125L124 176V179L125 180H128L129 181V179H128ZM27 177V176H26ZM100 177H102V176H100ZM114 177H116V176H114ZM36 178H38V177H36ZM39 178H40V176H39ZM53 178V177H52ZM64 178H65V176H64ZM117 178H118V176H117ZM131 178V177H130ZM47 179V178H46ZM45 179V180H46ZM102 179V178H101ZM100 178H99V181L101 180ZM104 179V178H103ZM31 180H32V177H31ZM38 180V179H37ZM45 180H43V181H45ZM54 180V179H53ZM66 180V179H65ZM71 180V179H70ZM22 181V180H21ZM28 181H29V179H28ZM34 181V180H33ZM36 181V180H35ZM47 181V180H46ZM45 181V182H46ZM103 181V180H102ZM131 181V180H130ZM18 182H19V180H18ZM27 182V181H26ZM30 182V181H29ZM28 182V183H29ZM44 182V183H45ZM55 182V181H54ZM53 182V183H54ZM105 182V181H104ZM106 182H107V179H106ZM105 182V183H106ZM111 182V181H110ZM24 183V182H23ZM31 183V182H30ZM37 183V182H36ZM70 183V182H69ZM73 183H74V181H73ZM100 183H102V182H100ZM99 183V184H100ZM263 183V182H262ZM16 184V183H15ZM18 184V183H17ZM56 184H58V183H56ZM55 184V185H56ZM97 184V183H96ZM112 184V183H111ZM20 185V184H19ZM23 185V184H22ZM33 185V184H32ZM43 185V184H42ZM41 185V186H42ZM54 185V184H53ZM65 185V184H64ZM102 185V184H101ZM104 185V184H103ZM102 185V186H103ZM105 185H107V184H105ZM110 185V184H109ZM262 185H264V184H262ZM35 186V185H34ZM108 186V185H107ZM209 186V185H208ZM57 187V186H56ZM56 187H55V189L54 190H56ZM69 187V186H68ZM68 187H66V188H68ZM124 187V186H123ZM126 187H128V186H126ZM34 188V187H33ZM39 188V187H38ZM259 188V189H260ZM97 189V188H96ZM100 189V188H99ZM225 189V188H224ZM258 189V190H259ZM263 189H264V186H263ZM262 189V190H263ZM115 190V189H114ZM128 190V189H127ZM261 190V189H260ZM32 191H34V190H32ZM99 191V190H98ZM106 191H107V189H106ZM106 191H105V193H106ZM116 191V190H115ZM264 191V190H263ZM31 192V191H30ZM221 192H222V190H221ZM224 192H222V193H224ZM255 192V191H254ZM256 192H258V191H256ZM79 193V194H80ZM127 193V192H126ZM221 193V194H222ZM101 194H102V192H101ZM208 194V193H207ZM261 194V193H260ZM24 195V194H23ZM45 195V196H44ZM43 196L44 197H41V198H39V200H38V202L36 203V205H35V209H37V211H38V213L41 215V213H43L44 214V212L54 203V200H56L55 199V197H56V192L55 191H50V192H48V194H44ZM99 196H100V193L98 194ZM98 195H96V196H98ZM250 195V196H251ZM25 196V195H24ZM104 196V195H103ZM256 196H257V194H256ZM21 197V196H20ZM19 197V198H20ZM23 197V196H22ZM21 197V198H22ZM27 197V196H26ZM60 197V196H59ZM71 197V196H70ZM79 197V196H78ZM106 197V196H105ZM218 197V196H217ZM254 197V196H253ZM18 198V199H19ZM99 198V197H98ZM208 198V197H207ZM219 198V197H218ZM61 200H62V198H60ZM100 199H101V196H100ZM206 199V198H205ZM204 199V200H205ZM210 199V198H209ZM214 199H216V198H214ZM222 199H223V201H222ZM252 199V198H251ZM256 199V198H255ZM254 199V200H255ZM263 199V198H262ZM25 200V199H24ZM94 200H95V197H94ZM216 200H219V199H216ZM22 201V200H21ZM36 201V200H35ZM65 201V200H64ZM252 201V200H251ZM23 203H24V201H22ZM28 202V201H27ZM219 202V201H218ZM21 203V202H20ZM19 203V204H20ZM34 203V202H33ZM58 203H60V202H58ZM216 203V202H215ZM214 203V204H215ZM258 203V202H257ZM219 204V203H218ZM222 203H220V205L219 206H223V205H221ZM249 204V203H248ZM247 204V205H248ZM255 204H256V202H255ZM262 204V203H261ZM60 206H62L63 207V205H62V203L61 204H59ZM209 205V204H208ZM217 205V204H216ZM215 205V206H216ZM246 205V206H247ZM29 206V205H28ZM66 206V205H65ZM72 206L74 207L75 206V203L74 202H72ZM243 206V205H242ZM256 206V205H255ZM260 206V205H259ZM258 206V207H259ZM61 207V208H62ZM67 207V206H66ZM208 207V206H207ZM248 207V206H247ZM25 208V207H24ZM23 208V209H24ZM59 208V207H58ZM64 209V208H63ZM62 209V210H63ZM209 209V208H208ZM207 208H206V210H208ZM220 209V208H219ZM238 209H241L240 207L238 208ZM243 209H244V207H243ZM242 209V210H243ZM247 209V208H246ZM264 209V208H263ZM263 209H262V211H263ZM210 210H212V209H210ZM209 210V211H210ZM231 211V210H230ZM240 211V210H239ZM258 211V210H257ZM256 211V212H257ZM59 212V211H58ZM61 212V211H60ZM66 212V211H65ZM65 212H64V214H65ZM197 212H198V210H197ZM200 212V211H199ZM205 212V211H204ZM211 212V211H210ZM229 212V211H228ZM250 212V211H249ZM23 213V212H22ZM25 213V212H24ZM23 213V214H24ZM30 213V212H29ZM52 213V212H51ZM224 213V212H223ZM226 213V212H225ZM241 213V212H240ZM239 213V214H240ZM243 213V212H242ZM241 213V214H242ZM251 213V212H250ZM258 213V212H257ZM256 213V214H257ZM263 213V212H262ZM211 214H213V213H211ZM215 214V213H214ZM213 214V215H214ZM230 214V213H229ZM22 215V214H21ZM31 215V214H30ZM76 210H73L72 212H71V219L75 222L76 221ZM224 215V214H223ZM236 215V214H235ZM244 215V214H243ZM243 215H241L242 217H241V219L243 218ZM251 215V214H250ZM16 216V215H15ZM42 216V215H41ZM58 216H59V214H58ZM65 216L66 215H64L63 217H60V218H62V221H60L61 223H62V225H64L65 224ZM215 216V215H214ZM217 216V215H216ZM239 216V215H238ZM237 216V217H238ZM252 216H253V213H252ZM251 216V217H252ZM100 217V216H99ZM98 217V218H99ZM212 217V216H211ZM235 217V216H234ZM245 217H247V214H246V216ZM28 218V217H27ZM33 218V217H32ZM45 218V217H44ZM48 218V217H47ZM51 218V217H50ZM191 218V217H190ZM250 218V217H249ZM25 219V218H24ZM52 219V218H51ZM58 219V218H57ZM56 219V220H57ZM68 219V218H67ZM223 219V218H222ZM226 219V218H225ZM1 220V219H0ZM40 220H42V219H40ZM96 220V219H95ZM209 220V219H208ZM229 220V219H228ZM227 220V221H228ZM245 220H248V218L247 219H245ZM23 221V220H22ZM183 221V220H182ZM203 221H204V219H203ZM234 221V220H233ZM250 221V220H249ZM254 221H256V220H254ZM49 222H52V221H49ZM59 222V223H60ZM74 222H73V224H74ZM189 222V221H188ZM190 222H191V220H190ZM208 222V221H207ZM215 222V221H214ZM244 222V221H243ZM247 222V221H246ZM20 223H21V221H20ZM33 223V222H32ZM36 223V222H35ZM44 223H46V222H44ZM99 223H100V221H99ZM31 224V223H30ZM37 224V223H36ZM49 224H51V223H49ZM191 224V223H190ZM246 224V223H245ZM251 224V223H250ZM32 225H35V224H32ZM40 225H42V223L40 224ZM27 226H28V224H27ZM36 226V225H35ZM43 226V225H42ZM102 226V225H101ZM100 226V227H101ZM189 226V225H188ZM235 226V225H234ZM240 226V225H239ZM30 227V226H29ZM40 226H38V227H36V228H39ZM49 227V226H48ZM224 227V226H223ZM31 228V227H30ZM35 228V227H34ZM43 229H44V227H42ZM51 228V227H50ZM96 227H94V229H95ZM184 228H185V226H184ZM251 228H253V227H251ZM27 229H28V227H27ZM41 229V228H40ZM43 229H41V230H43ZM46 229V228H45ZM232 229V228H231ZM234 229V228H233ZM241 229V227L239 228V230ZM243 229V228H242ZM35 230H37V229H35ZM34 230V231H35ZM48 230V229H47ZM91 230V229H90ZM98 230V229H97ZM235 230V229H234ZM234 230H232V231H234ZM238 230V229H237ZM248 230V229H247ZM251 230V229H250ZM31 231V230H30ZM33 231V230H32ZM38 231V230H37ZM50 231V230H49ZM186 231V230H185ZM212 231V230H211ZM230 231V230H229ZM241 231V230H240ZM253 231V230H252ZM28 233H29V231H27ZM43 232H44V230H43ZM52 233H53V231H51ZM85 232V231H84ZM97 232V231H96ZM197 232V231H196ZM242 232V231H241ZM28 233H27V235H28ZM34 234L35 233H40V231H38V232H33ZM49 233V232H48ZM210 233V232H209ZM234 233H235V231H234ZM240 233V232H239ZM246 233V232H245ZM30 234V233H29ZM46 234V233H45ZM89 234V233H88ZM87 234V235H88ZM93 234V233H92ZM102 234V233H101ZM104 234V233H103ZM200 234V233H199ZM232 234V233H231ZM249 234V233H248ZM248 234H245V235H248ZM44 235V234H43ZM95 235V234H94ZM207 235H208V233H207ZM206 235V236H207ZM238 235V234H237ZM31 236V235H30ZM37 235L35 234V237H36ZM39 236V235H38ZM37 236V237H38ZM49 236V235H48ZM51 236L52 235H50V238H51ZM83 236V235H82ZM228 236V233L226 234V237ZM233 236H235V234H233ZM233 236H231V237H233ZM244 236V235H243ZM34 237V236H33ZM44 237V236H43ZM96 237V236H95ZM205 237V236H204ZM229 237H230V234H229ZM229 237H227V239L229 238ZM27 238H28V236H27ZM83 238V237H82ZM87 238H89V237H87ZM219 238H221V237H219ZM223 239H224V237H222ZM238 237L236 236V239H237ZM239 238H241V237H239ZM244 238V237H243ZM44 239H45V237H44ZM48 239V238H47ZM90 239V238H89ZM182 239V238H181ZM222 239V240H223ZM235 239V240H236ZM26 240H28V239H26ZM38 240V239H37ZM46 240V239H45ZM44 240V241H45ZM59 240V239H58ZM29 241H30V239H29ZM57 241V240H56ZM64 241V240H63ZM79 241V240H78ZM241 241V240H240ZM242 241H243V239H242ZM46 242V241H45ZM52 242H53V239H52ZM90 242V241H89ZM177 242V241H176ZM164 243V242H163ZM215 243V242H214ZM226 243V242H225ZM46 244V243H45ZM49 244V243H48ZM52 244V243H51ZM179 244V243H178ZM217 244V243H216ZM232 244V243H231ZM242 244V243H241ZM24 245V244H23ZM40 245H42V244H40ZM83 245V244H82ZM109 245V244H108ZM112 245V244H111ZM200 245V244H199ZM225 245V244H224ZM228 245V244H227ZM26 246V245H25ZM45 246V245H44ZM47 246H49V245H47ZM46 246V248H49V247H47ZM113 246V245H112ZM126 246V245H125ZM168 246V245H167ZM182 246V245H181ZM180 246V247H181ZM208 246V245H207ZM230 246V245H229ZM228 246V247H229ZM39 247V246H38ZM84 247V246H83ZM128 247V246H127ZM163 247V246H162ZM221 247V246H220ZM86 248V247H85ZM157 248V247H156ZM179 248V247H178ZM178 248H176V249H173V247H172V250L170 251V250H166L167 251V253H168V251H169V253L171 254V256L173 257V258H175L176 256H177V254L179 253V250H177ZM212 248V247H211ZM211 248H210V250H211ZM230 248H231V246H230ZM229 248V249H230ZM30 249V248H29ZM52 249V248H51ZM119 249V248H118ZM120 249H122V248H120ZM120 249H119V252H120ZM171 249V248H170ZM214 249V248H213ZM225 249H228V248H225ZM238 249V248H237ZM24 250H26V249H24ZM31 250V249H30ZM123 250V249H122ZM159 250V249H158ZM204 250L205 249H203V248H201V247H197V248H195L194 250H193V256H191L190 258L187 256L186 258L188 259V261H189V263L190 264H195V263H197V261H198V259H199V257L201 256V254L204 252ZM207 250V249H206ZM205 250V251H206ZM41 251H42V249H41ZM84 251H86V250H84ZM166 251H165V253H166ZM230 251H231V249H230ZM230 251H228V252H230ZM232 251H234V250H232ZM2 252H3V250H2ZM1 252V253H2ZM122 252V251H121ZM119 253V256H123L124 254L123 253ZM153 252V251H152ZM25 253V252H24ZM28 253H31L30 251L28 252ZM44 253V252H43ZM127 253V252H126ZM125 253V254H126ZM139 253V252H138ZM39 254H41V252L39 253ZM38 254V255H39ZM53 254V253H52ZM121 254V255H120ZM128 254V253H127ZM189 254V253H188ZM224 254V253H223ZM226 254V253H225ZM224 254V255H225ZM25 255V254H24ZM51 255V254H50ZM142 255H144V254H142ZM153 255V254H152ZM191 255V254H190ZM228 255V254H227ZM48 256V255H47ZM116 256H118V254L116 255ZM134 256H135V254H134ZM146 256V255H145ZM150 256V255H149ZM221 256V255H220ZM219 256V257H220ZM39 257H41L40 255H39ZM50 257V256H49ZM133 257V256H132ZM151 257V256H150ZM225 257V256H224ZM89 258V257H88ZM119 258H121V257H119ZM118 258V259H119ZM137 258V257H136ZM145 258V257H144ZM207 258V257H206ZM228 258H229V256H228ZM43 259H44V256H43ZM58 259V258H57ZM56 259V260H57ZM117 259V258H116ZM135 259V258H134ZM235 259V258H234ZM44 260H46V258L44 259ZM48 260V259H47ZM86 260V259H85ZM120 260V259H119ZM121 260H122V258H121ZM132 260V259H131ZM140 260V259H139ZM153 260V259H152ZM203 260V257H202V259H201V261ZM205 260V259H204ZM231 260V259H230ZM24 261V260H23ZM42 261V260H41ZM113 261H115V259L113 260ZM118 261V260H117ZM137 261V260H136ZM151 261V260H150ZM187 261V260H186ZM210 261V260H209ZM228 261V260H227ZM234 261V260H233ZM47 261H45V263H46ZM83 262H84V260H83ZM152 262V261H151ZM156 262H158V261H156L155 260V262H153L152 264H156ZM166 262V261H165ZM210 262H212V261H210ZM223 262V261H222ZM221 262V263H222ZM19 263V262H18ZM44 263V262H43ZM130 263V262H129ZM137 263V262H136ZM169 263V262H168ZM216 263V262H215ZM102 264H103V262H102ZM117 264V263H116ZM128 264V263H127ZM143 264V263H142ZM187 264V263H186ZM206 264V263H205ZM209 264V263H208ZM227 264V263H226Z\"/></svg>",
	"mask_w": 264,
	"mask_h": 264
}]
</instances>
